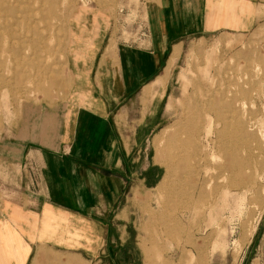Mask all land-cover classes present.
Here are the masks:
<instances>
[{
    "label": "rangeland",
    "instance_id": "374dc122",
    "mask_svg": "<svg viewBox=\"0 0 264 264\" xmlns=\"http://www.w3.org/2000/svg\"><path fill=\"white\" fill-rule=\"evenodd\" d=\"M155 2L17 0L20 10L15 14L0 10V35L9 32L15 38L14 43H3L0 58L2 192L8 193L14 169L8 163L12 153L4 146L34 137L44 112L62 106L67 97L65 50L74 12L98 10L113 21L114 37L134 43L146 36L147 9ZM255 2L258 19L253 29L186 37L177 55L173 51L160 68L161 76L142 90L150 96L145 102L151 112H144L145 108L134 115V122L143 129L134 140L133 190L122 196V204L128 206L127 239L116 242L111 259L85 264H264V0ZM33 33L44 34V42L32 41ZM247 73L249 82L241 90L237 81ZM229 80L233 82L226 84ZM218 88L223 100L236 95L244 103L251 146L242 149L236 172L213 180L192 204L189 191L172 193L175 181L183 178L174 155L179 139L187 136L182 122L196 102ZM146 137L150 139L148 165L139 174ZM15 169L19 172L18 166ZM216 182L225 184V205L222 217L211 219L221 191L215 188ZM190 203L192 208L187 209ZM252 226L254 231L246 238Z\"/></svg>",
    "mask_w": 264,
    "mask_h": 264
},
{
    "label": "crops",
    "instance_id": "0c3cea01",
    "mask_svg": "<svg viewBox=\"0 0 264 264\" xmlns=\"http://www.w3.org/2000/svg\"><path fill=\"white\" fill-rule=\"evenodd\" d=\"M257 9L255 0H158L147 9L143 44L114 37L113 21L96 9L74 12L65 101L44 112L34 137L4 146L14 169L8 193L0 184V264L111 259L116 242L127 239L122 196L133 190L134 140L143 129L134 115L151 112L142 90L186 37L247 32Z\"/></svg>",
    "mask_w": 264,
    "mask_h": 264
},
{
    "label": "bare ground",
    "instance_id": "6f19581e",
    "mask_svg": "<svg viewBox=\"0 0 264 264\" xmlns=\"http://www.w3.org/2000/svg\"><path fill=\"white\" fill-rule=\"evenodd\" d=\"M16 2L17 0H0V10H11L15 14L18 9L20 10ZM42 28L45 29V26L42 25ZM33 34L32 41L36 40L39 44L44 42V34ZM14 39L13 36L9 35V32L5 36L0 35V58L3 43L6 44V41L14 43ZM232 82L229 80L226 84ZM248 82L247 73L246 76L240 77L237 84L242 90ZM221 96V88L206 95L196 102L193 111L184 123L182 122L187 136L184 139H179L174 158L179 164L178 167L183 178L175 181L172 193L180 195L189 191L187 198L191 203L197 201L202 190L210 186L213 180H222L228 172H236L242 161V149H249L251 146L252 135L246 132L248 127H246L243 118L244 103L236 95L225 100ZM256 161L259 160L256 159ZM166 174L169 175V173ZM218 183L216 182L214 186L215 188L220 187L221 191L210 211L211 219H217L218 216L221 218L225 205V184L221 182L219 186ZM191 203L187 209L192 208L193 203ZM220 224L218 222V226ZM254 228L255 226H252L250 232L246 234V238L252 234ZM219 239H221L220 235Z\"/></svg>",
    "mask_w": 264,
    "mask_h": 264
}]
</instances>
